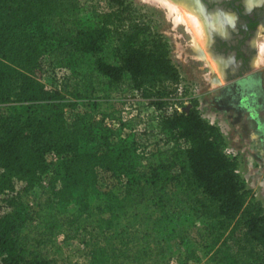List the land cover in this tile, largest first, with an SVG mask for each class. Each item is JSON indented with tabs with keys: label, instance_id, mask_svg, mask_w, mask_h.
I'll list each match as a JSON object with an SVG mask.
<instances>
[{
	"label": "trees",
	"instance_id": "obj_1",
	"mask_svg": "<svg viewBox=\"0 0 264 264\" xmlns=\"http://www.w3.org/2000/svg\"><path fill=\"white\" fill-rule=\"evenodd\" d=\"M57 66L74 76L91 67L89 79L96 73L108 89L127 82L156 108L181 78L167 42L134 16L131 0H107L106 9L80 0H0V106L11 104L0 113V264H55L21 234L34 215L48 236L64 226L90 238L84 264H168L172 242L180 264L198 260L185 224L191 215L203 223L200 240L216 264H264L263 204L196 101L159 118L178 144L170 161L146 168L140 139L123 135L113 111L46 88L42 79ZM67 106L77 110L72 117ZM100 171L111 187L98 186ZM176 184L191 195L193 214L166 211ZM37 192L34 214L27 203Z\"/></svg>",
	"mask_w": 264,
	"mask_h": 264
},
{
	"label": "rangeland",
	"instance_id": "obj_2",
	"mask_svg": "<svg viewBox=\"0 0 264 264\" xmlns=\"http://www.w3.org/2000/svg\"><path fill=\"white\" fill-rule=\"evenodd\" d=\"M171 1L185 15L187 23L177 21V12H171L169 6L160 0H131L134 16L146 23L151 32L160 35L167 42L171 59L180 72L181 78L175 94L170 93L162 98L169 101L165 104L166 109L170 110V107L175 108L176 105L179 110H187L192 106V102L196 101L202 117L219 127L225 140L227 154L237 159L239 174L264 207V91L260 93L262 99L256 98L253 103L242 101L239 105L238 102L232 105L227 101H219L216 88L223 86L221 84L224 81L221 76L215 78L218 75L215 62L207 54L198 52L203 49L206 37H201L198 31L194 30L195 25L190 14H196L178 6L183 3ZM80 2H93L97 3L100 9L107 8V0H80ZM200 23L202 24L201 21ZM188 24L193 31L188 28ZM204 31L207 36L205 28ZM263 48L264 38L258 43V56L255 60V64L258 65L254 67L260 72V83L264 84ZM198 57L203 60H198ZM204 62L209 63L208 69L211 70L207 75L197 68L198 64ZM80 70L81 74L74 76L71 69L57 66L55 69H49L42 80L47 89L60 90L66 102L75 100L85 102L90 99L91 103L93 101L96 103L99 110L113 111L115 116L124 122L123 135L136 133L137 139H140L142 144L137 152L140 154L143 167L148 168L160 161L172 159L173 146H177L178 142L160 128V114L149 99L142 97L127 82L121 87L108 89L103 84V79L96 73L93 72L92 79H89L91 67L83 66ZM74 87L77 88V93L73 92ZM9 106L11 104L1 105L0 113L9 110ZM83 106L84 103H79L75 108L79 110ZM75 108L67 106L66 115L72 117L77 112ZM113 183V178L108 173L101 171L98 173V186L101 189L109 188ZM168 192L173 196L174 202H171V207L166 211L174 210L175 214H193L190 208L191 195L184 187L176 184L169 187ZM37 196L38 192L30 197L27 203L34 214L38 210L35 204ZM185 224L190 226L192 242L201 250L198 260H189L186 264H216L212 253L207 251L200 240V235L204 232V225L200 219L191 215ZM21 234L26 236L30 246L41 250L43 254L52 258L55 264L87 262V250L92 240L75 232V229L62 226L48 236L39 223L38 215H34L21 229ZM44 237H47L46 243L37 245V239ZM171 245L173 251L168 264H180L178 246L175 242Z\"/></svg>",
	"mask_w": 264,
	"mask_h": 264
},
{
	"label": "flooded vegetation",
	"instance_id": "obj_3",
	"mask_svg": "<svg viewBox=\"0 0 264 264\" xmlns=\"http://www.w3.org/2000/svg\"><path fill=\"white\" fill-rule=\"evenodd\" d=\"M174 1L196 14L206 30L203 49L198 52L215 62V78H223V86L216 88L218 100L239 105L242 101L253 103L256 98L262 99L264 84L254 67L258 65V43L264 38V0ZM208 67L207 62L197 65L205 75L211 72Z\"/></svg>",
	"mask_w": 264,
	"mask_h": 264
},
{
	"label": "bare ground",
	"instance_id": "obj_4",
	"mask_svg": "<svg viewBox=\"0 0 264 264\" xmlns=\"http://www.w3.org/2000/svg\"><path fill=\"white\" fill-rule=\"evenodd\" d=\"M161 2H163L164 4L166 3L168 6H169V9H170V11L171 12H177L176 13V20L177 21H185L186 23L188 22V20L186 21V19H185V15L184 14H182V11L180 10V9H178L177 8V6L174 4V2H172L171 0H160ZM184 13V12H183ZM190 17H191V19L193 20V22H194V24L193 25H195V28H194V30H196V31H198V33H199V35L202 37H206V35H205V31H204V27L202 26V24L200 23V21H199V19H197V18H199V17H196V15H193V14H190ZM192 27H194V26H192ZM188 28L190 29V30H192V28H191V25L190 24H188ZM193 31V30H192ZM195 32V31H194ZM203 40H205L204 38H203ZM195 41L197 42V44L199 45V43H198V41H197V38H195ZM263 50H264V48H263ZM264 52V51H263ZM262 52V53H263Z\"/></svg>",
	"mask_w": 264,
	"mask_h": 264
},
{
	"label": "built area",
	"instance_id": "obj_5",
	"mask_svg": "<svg viewBox=\"0 0 264 264\" xmlns=\"http://www.w3.org/2000/svg\"><path fill=\"white\" fill-rule=\"evenodd\" d=\"M155 109L160 114V117H163V116H166V115H170L172 113L173 109L179 110L180 108L175 105V108L170 107V110H167L166 106L164 105L162 107H158V108H155Z\"/></svg>",
	"mask_w": 264,
	"mask_h": 264
}]
</instances>
